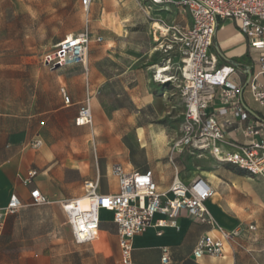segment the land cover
Masks as SVG:
<instances>
[{"label":"rangeland","instance_id":"1","mask_svg":"<svg viewBox=\"0 0 264 264\" xmlns=\"http://www.w3.org/2000/svg\"><path fill=\"white\" fill-rule=\"evenodd\" d=\"M146 3L147 0H112L111 5L104 6L99 0H93L88 12H84L80 0H0V161L8 155H16L9 164L10 190L21 189L15 176L16 163L21 156L29 154L34 159L43 153L52 166L47 176H43L51 203L34 205L27 199L16 214L6 217L0 234V264H18L16 257L23 252L42 253L49 264H119L115 241L111 243L113 256L105 261L93 260L92 243L72 244L58 193L69 191L76 196L82 195L84 181L96 179L99 165L102 175V165H109L110 172L114 164L126 167L131 163L132 169H149L145 149L137 142L136 128L145 126L149 130H159L166 142L175 138L182 112L177 90L152 83L149 80L151 72L145 69L146 77L135 85L138 86L136 94L153 96L157 110L140 111L123 91L126 85L105 84L102 88L107 107L104 114L93 113L90 125L76 129L71 107L64 108L59 93V87L64 85L60 76L67 68H53L52 63L47 62L58 42L69 34L86 30L88 21L95 23L106 13L113 14L114 9H120L123 19V26L115 30V35L123 33L126 36L124 30L133 23L132 19L145 20L143 7ZM132 42L144 43L147 52L159 44L153 42V33L147 36L143 31ZM94 45L97 44L91 42L89 47ZM121 52V55L132 57L134 53L138 56L147 53H130L124 43H121ZM154 53L152 62L158 63L160 53ZM243 97L250 108L264 116V106L255 103L247 89ZM122 106L127 108L126 112L119 110ZM138 134L142 137V130ZM39 137L43 145L32 149V142ZM100 144L105 146L103 154L98 151ZM188 155L184 156L187 168L210 173L204 177H210L220 194L212 199L219 201L226 218L242 231L232 243L231 251L227 250L224 257L216 258L211 264H264V204L253 198L246 185L251 184L264 198V177L248 176L231 165ZM64 163L80 166L82 174L75 176L72 183L69 178L59 180L52 176L55 168ZM215 176L220 181L211 178ZM113 185L108 177L100 178L102 190L107 191ZM21 192L25 195L24 189ZM250 223L256 226V231L247 230ZM215 228L222 227L215 224ZM111 238L116 239L115 231ZM93 246L96 251L104 248L109 253L102 232L98 233Z\"/></svg>","mask_w":264,"mask_h":264},{"label":"built area","instance_id":"2","mask_svg":"<svg viewBox=\"0 0 264 264\" xmlns=\"http://www.w3.org/2000/svg\"><path fill=\"white\" fill-rule=\"evenodd\" d=\"M93 0H80L84 12H88ZM180 9L191 19L190 24H167L160 17H151L156 8ZM151 26L159 35V51L167 55V71L153 81L168 84L177 90L182 107L176 137L169 142V161L174 166L177 155L188 153L197 158H210L219 164L231 165L250 176L264 177V119L249 110L243 100L248 90L251 99L264 106V0H147L143 7ZM234 20L248 40L253 58L251 66L242 70L231 64H219L213 56V38L220 25ZM159 24L164 31L157 30ZM91 42L101 43L87 29L62 39L48 57V64L55 66H86ZM168 80V81H167ZM59 93L65 106L71 104L65 88ZM89 102L80 105L74 124L77 127L91 124ZM234 133L233 137H229ZM42 146L35 139L32 149ZM175 174L167 191H160L153 174L146 171H126L121 166L113 167L118 191L114 194L98 193V181H85L84 195L87 208H82L79 199L63 201L60 206L67 219L75 245H86L96 240L100 228V213L112 214L117 227L121 264H133L132 241L150 227L178 229V219L187 215L192 220L211 226V232L201 236L192 258H221L240 236L239 229L215 228L206 208L215 190L203 177L197 176L185 182L181 171L174 166ZM37 171L28 170L17 175L20 184L29 189L28 196L34 205L50 204V199L33 188ZM23 203L15 193L9 196L4 208H0V234L7 216L16 214ZM156 216L161 218L155 219ZM249 232L256 226L247 227ZM161 264H170V251L161 248Z\"/></svg>","mask_w":264,"mask_h":264},{"label":"crops","instance_id":"3","mask_svg":"<svg viewBox=\"0 0 264 264\" xmlns=\"http://www.w3.org/2000/svg\"><path fill=\"white\" fill-rule=\"evenodd\" d=\"M99 1L104 6H109L112 4V0ZM106 14L107 15L102 16L101 19L97 20V22L95 23L88 21L85 26V28L94 37L102 38L101 43L94 42L97 45L89 47L90 53L88 52L89 55L87 56L86 66L83 67L82 65H68L65 67L67 68V72L60 76L64 85L60 86L59 89L65 88L71 100V104L69 106L64 105L63 99L62 103L64 108L71 107L73 122L80 105L86 101L89 102L92 116L93 113L101 112V114H104V109H107V107H105L104 104L102 88L105 84L126 85L125 87H123V91L125 92V94H127V96L129 97V101L135 106L137 110L145 111L147 109H150L154 112H156L157 110L154 105V100L152 99L153 96L151 95L152 97L149 98L142 94H136L138 92V86L135 85L140 83L139 79H144L146 77L145 69H147V72H151L149 80L152 83L156 84L153 81V75L155 71L158 70L159 74V70L163 66L168 65V63H166V60L171 57L172 54L170 53V55H167L168 53L165 54L164 52L159 51L160 46H156L151 51L147 52L144 43L139 44L138 42H132V39H137V34L140 31H143L145 34H147V36L153 33V42L159 43V39H157L159 35L158 37L156 36V29L152 28V22L147 17V15H145V22L140 20L138 17L136 19H132L133 23L128 24L127 26L129 27L124 30L127 35L125 36L122 33V35H120L122 37H120L119 35H115V30L123 26V19L120 9H114L113 14ZM150 16H158L167 24L177 23L181 25H188L191 22V19L188 15L183 13L180 9L174 7H168L166 11L163 10V8H156L154 12L150 13ZM145 23H147L149 27H146ZM72 35H74V33ZM107 43L109 45L108 48L105 49L104 47L107 45ZM121 43L125 44L126 50H129L130 53H147L140 56L134 53V57L129 55H121ZM154 52L160 53V61L158 63L152 62L151 58H153V54H155ZM211 52L219 64H231L244 70L247 67L251 66V64L253 63V58L248 46V40L242 33H240L238 26L234 20L225 21L218 27L213 38V47ZM261 82L264 84V77H262ZM134 95H137L135 97L137 102L139 103H136ZM118 96L119 95H117V97ZM244 103L246 104L245 100ZM246 106L249 108V110L264 119V116H260L247 104ZM119 110H121L122 112H126L127 108L122 106L121 108H119ZM75 128L81 129V127L77 126H75ZM139 130H142V137H140L138 134ZM148 131L150 132L148 133ZM234 135V133H230L229 137H233ZM136 138L137 142L140 144V148L145 149V152L147 154V164L150 165V168L145 170L132 169L131 163H129L126 167H123L120 164H114L113 167L119 165L126 171L150 170L153 174V178L157 187L160 191L164 192L167 191L172 183L175 174L174 166H176L181 171L180 176L183 181L188 182L197 176L203 177L214 188L215 194H217L216 197H219L220 194L217 192L214 182L212 180H209L210 177H204L203 175H200L201 171L199 169L197 171H191L187 168L184 156H186L188 153L177 155L174 161V166L173 164H171V162L169 161V142H166V139L163 137L159 130H149L148 128H145V126L137 127ZM38 139H40V137ZM104 150L105 146L100 144L98 147L99 153L103 154ZM15 156L16 155H8L0 161V208H4L6 206L9 196L13 193L20 197L22 203L29 199V189L24 188L21 184V189H19L17 192H15L14 190H10L11 168L9 164L15 158ZM188 156L192 155L189 154ZM182 158L184 159V161L182 160ZM164 159H166V161L162 162L161 160ZM157 160H160V162H157ZM113 167L110 172L109 165H102V175L100 170L101 167L99 165L97 168L96 179L85 181H98V193L100 194H114L118 191V185L117 180L112 173ZM30 169H34L38 173L37 177L34 179L32 187L37 188L43 195L48 197V193L44 185L43 176H47V173L52 169V166H49L48 161L43 156V153L37 155L34 159L29 154L21 156L16 163V178L17 175L25 174ZM243 173L245 172L243 171ZM78 174H82L79 165L72 167L68 166L65 163L55 168V170L52 172V176L59 180L69 178V183L74 182V177ZM110 174L113 176L111 177ZM246 175L250 176L247 173ZM40 176H42V178L39 180L38 178ZM102 176L108 177L114 183L111 189L107 191L102 190L100 186V178ZM211 178L219 180V178H217L216 176L215 178ZM246 185H248L249 187V192L253 194V198L256 201L264 204V198L260 194V192L256 188H253L251 184L247 183ZM22 189H24L25 195L22 194ZM82 191V195L79 196H76L69 191L63 193L60 192L58 193V203L60 204L63 201L71 199H78L84 195L83 186ZM206 208L212 217L214 226L216 224L229 231L238 228L236 227L234 222L226 218V215H224L225 212L223 210V207L218 200L216 201L210 199L206 203ZM159 218L161 217H155V219ZM100 221L101 222L98 233L102 232L103 234H105L106 241L109 247V253L105 252L104 248H99V251H96L94 249L93 243L97 240V236L96 240L93 241L92 244L90 243L93 248L92 258L96 261H105L112 258L113 251L111 243L115 241L117 246L116 254L119 258V261H117V263L119 262V264H121L117 227L112 221V214L106 211H102L100 213ZM251 224L252 223H250L249 225ZM211 228L212 227L209 225L201 224L192 220L187 215H182L178 219V229L164 228L162 229L160 235H157L158 229L156 227H150L146 229L142 234L134 237L132 241L133 264H161L160 257L162 247H167L170 251V264H211L213 262H216V258L213 257H204L199 260H194L191 256L192 250L194 249L198 239L207 233H213L211 232ZM113 231H115L116 239L111 238ZM71 242L72 244H74L73 240H71ZM227 250L231 251V249L229 248ZM16 260L18 261V264H49L48 258L42 253L23 252L16 257ZM221 264L224 263L221 262Z\"/></svg>","mask_w":264,"mask_h":264},{"label":"bare ground","instance_id":"4","mask_svg":"<svg viewBox=\"0 0 264 264\" xmlns=\"http://www.w3.org/2000/svg\"><path fill=\"white\" fill-rule=\"evenodd\" d=\"M155 27L157 28V30H162V31H164L163 30V28L160 26V25H158V24H155ZM72 35V34H71ZM71 35H69V36H71ZM160 49L162 48V46H160L159 47ZM167 71V68H165V69H160L159 70V74H158V77H160V78H162V73L163 72H166ZM168 81V80H167ZM200 174L201 175H203V176H208L210 173L209 172H204V171H201L200 172ZM215 195V197L217 196V194H214ZM214 197V196H213ZM79 199V201H80V205L82 206V208H87V204H88V201H87V199L85 198V197H80V198H78Z\"/></svg>","mask_w":264,"mask_h":264},{"label":"water","instance_id":"5","mask_svg":"<svg viewBox=\"0 0 264 264\" xmlns=\"http://www.w3.org/2000/svg\"><path fill=\"white\" fill-rule=\"evenodd\" d=\"M57 67H58V66H57ZM57 67H56V68H57ZM192 259H193V258H192Z\"/></svg>","mask_w":264,"mask_h":264}]
</instances>
